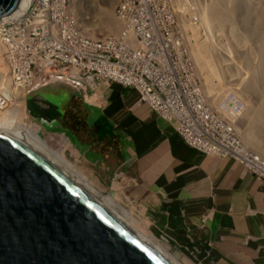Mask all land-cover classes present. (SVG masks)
Masks as SVG:
<instances>
[{"label": "crops", "instance_id": "0c3cea01", "mask_svg": "<svg viewBox=\"0 0 264 264\" xmlns=\"http://www.w3.org/2000/svg\"><path fill=\"white\" fill-rule=\"evenodd\" d=\"M40 95L50 102L38 101L47 107L44 128L70 138L96 182H122L146 232L176 258L264 264V179L187 145L135 90L104 82L87 93L64 87Z\"/></svg>", "mask_w": 264, "mask_h": 264}, {"label": "built area", "instance_id": "2783aa9c", "mask_svg": "<svg viewBox=\"0 0 264 264\" xmlns=\"http://www.w3.org/2000/svg\"><path fill=\"white\" fill-rule=\"evenodd\" d=\"M116 11L123 32L92 40L75 24L67 0H30L22 13L0 23L14 84L32 89L93 75L130 85L164 118L174 119L189 144L238 155L240 140L225 115H238L241 103L228 95L220 111L208 105L171 0H119Z\"/></svg>", "mask_w": 264, "mask_h": 264}, {"label": "water", "instance_id": "95a60500", "mask_svg": "<svg viewBox=\"0 0 264 264\" xmlns=\"http://www.w3.org/2000/svg\"><path fill=\"white\" fill-rule=\"evenodd\" d=\"M0 264L170 263L0 122Z\"/></svg>", "mask_w": 264, "mask_h": 264}, {"label": "bare ground", "instance_id": "6f19581e", "mask_svg": "<svg viewBox=\"0 0 264 264\" xmlns=\"http://www.w3.org/2000/svg\"><path fill=\"white\" fill-rule=\"evenodd\" d=\"M112 1H114V0H105L104 3L105 4L112 3ZM209 1H210L209 3L208 2L205 3V1H204L205 4L202 5V7H200V9H199L200 13L202 15V19L200 18V21H198V25L200 28V30H198L199 33L197 31L198 27L196 28L194 23H192L190 21V19L188 18L190 11H188L189 13H186L185 16H184V12H183L182 17H183L184 22H187V23H184V40L191 50V53L193 55V58H194V61L196 64V68L199 72V76L202 78L205 92L207 93L208 96H210V97L213 96L217 100L220 98L221 94L224 91H227L228 88H225L226 86L223 84V80H221L222 75H219L217 72L218 70L220 71V67L218 69V67L215 64H213L212 57H213V55H215L214 49L216 52H218L217 51L218 48L216 47V42L218 43V40L216 42H214L215 38L213 36H214V33H218L219 31L222 30V26H223V23L225 21L233 22L232 20L237 17L235 15V11H234L236 3L231 4L230 1L232 2V0H222L221 3H224L225 7H223V9L220 10L221 7H220V4H218V1H220V0H209ZM26 3H27V0H21L19 3V7L17 8V11L23 10ZM202 4H203V2H202ZM97 7L98 8H97L96 12L98 14L97 15L98 17H96L97 18L96 20H93L95 22V25L100 27L101 29L102 28L106 29L108 31L107 33H116L120 28V22L118 20H116L113 15L110 14L111 9H109L105 6L99 7L97 5ZM99 11L101 12V15H100ZM191 11H192V9H191ZM263 12H264V9H263ZM193 13H194V11H193ZM223 14H224V16H223ZM192 15H194V14H192ZM226 15H229V16L227 17ZM225 17H227V18H225ZM201 22H203V24H201ZM230 26H232V24H230ZM95 29L96 28H94V27L87 28V30H89L90 32H93ZM262 30H263V28H262ZM231 31L233 32V35H235V37H236L237 33H238L237 29L235 30V28H233V30H230L229 32H231ZM256 33H257V31L254 29V33L252 35L256 36ZM237 39H239V38H237ZM262 44L264 45V42ZM220 47H221V45H220ZM223 47H225V46H223ZM260 49H261V47H260ZM260 49L258 52H260ZM224 52H226V51H224ZM263 52H264V48H263ZM229 54H233V53L229 52ZM260 54H261V57L264 58V56H262V53H260ZM225 60H227V59H225ZM260 60H262L261 65H263L262 67L264 70V59L261 58ZM221 61H222V59H221ZM229 61H231V60H229ZM229 61H228V63H229ZM225 62H227V61H225ZM258 62H260V61H258ZM258 62H256V63H258ZM225 64H224V66H225ZM233 65H234V62H233ZM227 66H228V64H227ZM220 74H221V72H220ZM230 75H229V77H230ZM245 76H247V75H245ZM262 77H263L262 80H261V78H259V79L261 80L260 84L261 85L263 84V87L261 88L259 85V87L256 89V94H254V92H253L255 90L254 87L256 85H253L254 83H250V81L247 80V77H245L244 79L240 78L241 85L237 84L238 85L237 89H230L233 92L235 91L234 93L237 94L241 98L243 96V94L245 93V88H247V86H248L249 87L248 91H250L254 97L256 96V100H254V99L253 100L255 101L254 104H258L257 108H255L253 106H251V107L247 106L246 107L247 104L245 103V99L243 100L241 98L244 102V105H245V111H244V114H243L242 120H241L242 125H239V129H240L241 133L244 135L243 137H245V141L248 144L256 146V147H261L262 142H263L261 137L264 134V76H262ZM0 81L2 82V80H0ZM6 86H8V85L5 84V87ZM257 86H258V84H257ZM260 88L263 89L262 93L260 92ZM0 89H1V92L4 90V88H0ZM6 89H8V87ZM15 97H17V95ZM14 102H16L18 104V106H17V108L14 109V115L11 117V119L4 118L3 114L7 115V113H5L4 110L0 111V122L4 126H6L12 133H14L19 139H21L31 149H33L34 151L39 153L42 157H44L52 166L57 168L69 180H71L74 184H76L79 188H81L84 192H86L93 200L97 201L104 208H106L119 222H121L124 226H126L132 234H134L137 238H139L146 245H148L155 252H157L160 256H162L167 262H169L170 264H180L179 261H177L169 252H167L166 249H163L157 242H155L152 238H150V236L145 232L142 224L141 225L140 224L134 225L132 223L133 222V215H132L130 210H127L123 205H120L111 196L101 197V194L98 192V190L94 189L91 182L88 181L86 176L78 168H76L75 163L70 161L66 157L63 145L61 146V144H60V146H59V145H55L56 143L53 144L54 141L51 140L50 137H48V139L41 138L38 134L39 131H38L37 125H34L32 123H25V116H26L24 113V109H25L24 103L25 102H24L23 98H21V96H18V98H16V100H14ZM54 135H56V134H54ZM57 136L62 137L65 140L67 147L69 146V142H68L67 138H65L63 135H57ZM49 143L53 146H56L58 149L57 150L50 149L48 147ZM51 145H49V146H51ZM262 158L264 160V157H262ZM261 168L264 171V164L261 165Z\"/></svg>", "mask_w": 264, "mask_h": 264}, {"label": "rangeland", "instance_id": "374dc122", "mask_svg": "<svg viewBox=\"0 0 264 264\" xmlns=\"http://www.w3.org/2000/svg\"><path fill=\"white\" fill-rule=\"evenodd\" d=\"M104 1L105 0H71V5L73 7V10H74L79 22H81L83 28L84 29H85V27L96 28L93 32H90L89 30L86 31V32H89L88 34H90L92 36L100 37V36L106 35L108 32L106 29H103V28L101 29L100 27L96 26L95 22L93 21V20L97 19L96 17H98L97 16L98 14L96 12V10L98 8L97 5L99 7L105 6L109 9H111L110 14L113 15L114 18L116 19L114 12H113V7L115 5L116 0L112 1V3H107V4H105ZM204 1H205V3L210 2L209 0H193V1L192 0H185V2L187 3L186 5L189 6L190 9H193V11H194V13H193V11H191L190 9H187L188 11H190L188 18L190 19V21L192 23H194L196 28L198 27L197 31L200 30L199 25H198V21H200V18L202 19V15H201L199 9H200V7H202V5L205 4ZM202 2H203V4H202ZM221 2H222V0L218 1V4H220V7H221L220 10L223 9V7H225V4L221 3ZM230 3L231 4L236 3L234 11H235V15L237 17L232 20L233 22L225 21L223 23L222 30L219 31L218 33H214L213 37L215 39L217 38L216 40L214 39V42H216L218 40V43L216 42V47L218 48V50H217L218 52H216L214 49L215 55H213L214 58L212 57L213 64H215L218 67V69L220 67V71L218 70L217 72L219 75H222L221 80H223V84L226 86L225 88H228L227 90L237 89L238 85H241L240 78L244 79L245 77H247V80H249L250 83H254L253 85L257 86V84H258L257 87L256 86L254 87L255 90L253 91L254 94H256V89L259 87V85L261 88L263 87V84L261 85L260 82L263 78L262 76H264V70L262 67L263 65H261L262 60H260L261 58L264 59L263 57H261V54H260V53H262V56H264V54H263L264 53L263 52V48H264L263 46L264 45L262 44L264 42V26H263L264 25V14H263L264 13L263 12L264 0H252V1L251 0H232V2L230 1ZM246 7L247 8L249 7V8L247 9ZM99 13L101 15L100 11H99ZM192 14H194V15H192ZM223 16H224V14H223ZM226 16L228 17L229 15H226ZM227 17H225V18H227ZM201 24H203V22H201ZM230 24H232V26H230ZM233 28H235V30L237 29L238 33H237L236 37H235V35H233L232 31L229 32L230 30H233ZM262 28H263V30H262ZM254 29L257 31L256 36L252 35L254 33ZM198 33H199V31H198ZM237 38H239V39H237ZM220 45H221V47H220ZM223 46H225V47H223ZM260 47H261V49H260ZM258 48L260 49V52H258L259 51ZM224 51H226V52H224ZM229 52L233 53V54H229ZM224 58L227 60H225ZM221 59H222V61H221ZM224 60L227 62H225ZM229 60H231V61H229ZM257 60L260 62H258ZM228 61H229V63H228ZM233 62H234V65H233ZM256 62H258V63H256ZM224 64H225V66H224ZM227 64L229 67L227 66ZM220 72H221V74H220ZM229 75H230V77H229ZM245 75H247V76H245ZM2 78H3V76L0 77V80H2ZM259 78H261V80ZM7 87L8 86H6L4 89H6ZM261 88H260V92L262 93L263 89H261ZM248 89H249V87L247 86V88H245V93L243 94V96L241 98L243 100L245 99V103L247 104L246 107L247 106H250V107L253 106V107L257 108L258 104H254V102H255L254 100H256V96L254 97L251 94V92L248 91ZM0 93H1V89H0ZM211 98H212L211 100L216 101L215 97L212 96ZM0 104H1V102H0ZM4 104H5V109H6V107H7L6 102ZM8 104H9L8 108L6 110H4L5 113H7V115L3 114V116H4V118L11 119V117L14 115V109L17 108L18 104L16 102H14V100L9 102ZM25 115H26L25 116V123H32L35 125L36 122L34 120H31V118L28 116V113L26 111H25ZM241 120H242V118H241ZM241 120L238 121V123H237L238 126L242 125ZM36 125L38 126V123H36ZM40 133L42 135V137L40 136L41 138L48 139V137H50V139L54 141V142L52 141L53 144L56 143L55 145L60 146V144H61V146L62 145L64 146V152L66 154V157L70 161L75 163L76 168H78L86 176L88 181L91 182L94 189L98 190V192L101 194V197H107V196L113 197L120 205H123L127 210L131 211V213L133 215V222L132 223L134 225L135 224H140V225L142 224L141 218H139L140 214H138L136 212L137 207L133 203H131V201L128 198H125L124 188H126V186L122 185L123 183H120V185H122L121 189L116 184H113V186H115V187L117 186L118 190H116L113 188V186L109 185L108 181L105 182V180H104V182H103V180H102L101 181L102 183L96 182V179H98V180H101V179L96 177L95 171H93L91 168L86 166L85 160L79 155V153L75 150V147L70 142H69V146L67 147L65 140L62 137L57 136L60 134H56V133H55L56 135L48 134L47 132L44 131V129L43 130L40 129ZM241 135H242V138L244 140V143L248 147H250V149H252V151L260 153L264 157V147H263L264 146V134L261 137V139L263 141L261 147H256V146L248 144L245 141V137H243L244 135L242 133H241ZM49 145H51V144L50 143L48 144V147L50 149H53V150L58 149L56 146H53V145L49 146ZM142 226H143V224H142ZM150 238H152L155 242H157V240L154 239L152 236H150ZM159 242H162V241H159ZM159 242H157V243L163 249H166L167 252L170 253V250L168 251L167 244H165L164 242L163 243H159ZM174 257L176 258V256H174ZM176 260L179 261L180 264H188V263L181 261L179 258H176Z\"/></svg>", "mask_w": 264, "mask_h": 264}, {"label": "clouds", "instance_id": "9594fccd", "mask_svg": "<svg viewBox=\"0 0 264 264\" xmlns=\"http://www.w3.org/2000/svg\"><path fill=\"white\" fill-rule=\"evenodd\" d=\"M20 1L21 0L18 1L17 5L15 6V8L13 9L12 12H10L8 15H5V16L0 18V23H5L10 18L22 13L25 10V8H26V6H27V4H28V2L30 0H27V3H26V5H25L23 10L17 11V8L19 7ZM118 3H119V0H116L115 5L113 7V12H114V15H115L116 19L120 22L119 30L116 33H107L106 35H103V36H100V37H96V36H92V35L88 34V32H86V31H88L87 27L84 26L85 27V29H84L82 24H81V22H79L76 14H75V12L73 10V7L71 5V0H67L68 9H69V11H70V13L72 15V18H73L75 24L81 30L82 34L86 38L92 39V40H103V39L108 38V37H117L123 32L124 23L121 20V18L118 16L117 11H116ZM171 4H172L173 10H174V12H175V14H176V16L178 18L179 24H180V32H181L182 42L184 43V45L186 46V48H187V50H188V52L190 54V57H191L192 62L194 64L196 76L198 77V79H199V81L201 83V86H202V89L204 91V94H205V97H206L208 105L211 107L212 110L220 111V105L224 101L225 97H227L228 95H233L241 103V110H240L238 115H236L235 117H230L228 115H225L226 119L228 120L230 125L234 128V130L236 131V133L238 135V138L240 140L241 149H240V152L238 153V155H231V154L218 155V154L205 151V150H203L201 148H198L196 146H193V145L189 144L179 134V132L177 131V128H176L177 124H176V121L174 119H166V118H164L149 103H147L145 101H142L140 99V93L135 87L130 86V85H124V84H122L120 82H117V81H114V80L100 79V78H96L93 75H87V76H77L76 75L73 80L60 79V80L50 81V82H46V83H43V84H39L38 86H36V87H34L32 89H27V88L23 89L21 87H18V86H16L14 84V82L12 80V77H11V74H10V71H9V68H8V65H7V61H6V58H5V52L3 51V48L1 47V45H0V77L3 76V78H2V82L0 81V83H1L0 84V88H5V84H7L8 85V89H6V90L4 89L0 93V99H1L0 100V102H1L0 111L6 110L8 108V106H9V104H8L9 102H11L12 100H15L16 98H18V96H21V98H23V100L25 101L24 113L26 111L28 113V116L31 118V120H34L36 123H38V131H39L38 134H39V136L42 137V135L40 133V129H42V130L44 129V131L47 132L48 134H52V133L55 134L56 133V134L63 135L65 138H67L68 142H70L73 145V143L70 140V138L66 134H64L63 132L51 131V130H47V129L44 128L43 125L47 124V117L45 116V113L47 111V107H43L40 103H38V101H40L39 98H41V99H43V102L46 105H49L50 102L48 101L47 98H44L42 95H40V92H42V90H44V89L58 90V89L67 87V88L73 89L75 91H80L81 93L82 92L87 93V88H90V84H93L94 86H96V85L99 86V85H101V83H104V82L105 83H115V84L120 85L122 88L135 90L138 93V101H139V103L148 105L162 119H164L165 121H168V122H172L173 126H174V129L177 132V134L190 147L195 148L197 150H200V151L204 152L205 154H211V155H214V156H217V157H221V158H228V157L233 158L234 160L239 162L241 165H243L244 168L247 171H250L254 175H256L257 178L264 179V171L261 168V165L264 164V161H263V158H262L263 156L260 153L252 151V149H250V147H248L244 143V140L242 138L239 126L237 124L238 121L241 120V118H242V116L244 114V111H245V105H244L243 100L231 90H227L224 93H222L220 98L217 99L216 101L211 100V97L207 95V93L205 92V89H204V84H203L202 78L199 76V72H198V70L196 68V64H195L193 55L191 53V50L188 47V45L186 44V42L184 40V36H183L184 35V23H186V22H184L182 14L184 12V16H185V14L188 13L187 9H190V7L186 5L187 3L185 2V0H171ZM192 11H193V9H192ZM43 72H45V70H43L42 72H39V73L43 74ZM16 95H17V97H15ZM91 97H92V95H91ZM92 98H94V97H92ZM29 99H31L34 102V105L36 106L35 108H32L30 106V104L28 102ZM5 102L7 104L6 109H5V104H4ZM36 123H35V125H36ZM116 182L117 183H115V184L121 189L122 185H120V183H122V182H120V181H116ZM139 218H141V215H139ZM143 228H144V226H143ZM144 230H145V228H144ZM145 232H146V230H145ZM157 242H159V241L157 240ZM159 243H163V242H159ZM168 251H169V248H168ZM170 254L173 256V254L171 252H170Z\"/></svg>", "mask_w": 264, "mask_h": 264}]
</instances>
